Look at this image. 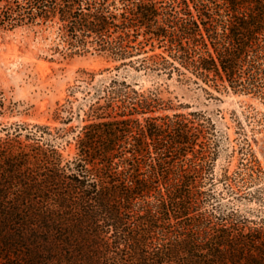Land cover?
Returning <instances> with one entry per match:
<instances>
[{
	"label": "trees",
	"instance_id": "trees-1",
	"mask_svg": "<svg viewBox=\"0 0 264 264\" xmlns=\"http://www.w3.org/2000/svg\"><path fill=\"white\" fill-rule=\"evenodd\" d=\"M35 26L69 55L264 105V0H0L1 29ZM84 74L86 106L53 114L81 125L0 127V264H264V217L241 207L264 191L250 138L217 176L210 116L161 113L157 92Z\"/></svg>",
	"mask_w": 264,
	"mask_h": 264
},
{
	"label": "rangeland",
	"instance_id": "rangeland-1",
	"mask_svg": "<svg viewBox=\"0 0 264 264\" xmlns=\"http://www.w3.org/2000/svg\"><path fill=\"white\" fill-rule=\"evenodd\" d=\"M54 30L45 26L0 28V127L41 124L53 130L81 125L82 113L68 124L61 123L63 119H55L53 114L62 105L71 106L76 112L86 106L82 89L76 87L88 72L95 75L96 87L118 78L134 83L136 89L157 92L172 106L161 113L200 111L210 116L217 129L219 153L214 165L217 176L224 170L232 175L237 170L241 160L236 151L237 141L239 132L245 133L264 174V105L261 102L231 92L219 94L202 85L212 93L209 95L199 86L179 82L175 76L168 79L130 66L116 68L118 62L106 54L69 55L58 44ZM155 52L161 49L156 48ZM66 115L67 111L61 114L62 118ZM74 135L70 130L62 140L61 149L66 158L75 154ZM261 184L264 185V178ZM241 207L257 208L264 217V191L259 192L257 201H243Z\"/></svg>",
	"mask_w": 264,
	"mask_h": 264
}]
</instances>
